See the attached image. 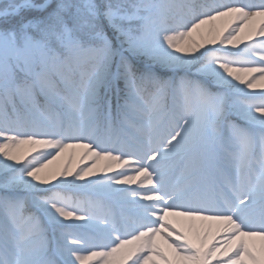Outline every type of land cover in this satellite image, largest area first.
Wrapping results in <instances>:
<instances>
[{"label": "snow or ice", "instance_id": "1", "mask_svg": "<svg viewBox=\"0 0 264 264\" xmlns=\"http://www.w3.org/2000/svg\"><path fill=\"white\" fill-rule=\"evenodd\" d=\"M0 264H264V0H0Z\"/></svg>", "mask_w": 264, "mask_h": 264}, {"label": "rangeland", "instance_id": "2", "mask_svg": "<svg viewBox=\"0 0 264 264\" xmlns=\"http://www.w3.org/2000/svg\"><path fill=\"white\" fill-rule=\"evenodd\" d=\"M256 38L259 39V37H256ZM250 91H260V89H255V90H250ZM77 153H78L77 156L75 157V159L72 160V163H71V166H72V168L74 170H78L79 167H83L84 166V164H81L80 163V153H81V150H77ZM69 156H70V153L65 154V156L61 157L60 160L56 161L50 167L52 169H61L62 170L65 166H68L69 165ZM85 164L90 165L91 164V161L90 160L85 161ZM118 170H122V169H118ZM98 174L99 175H104L102 169L99 171ZM109 174H111V173H109ZM130 187H135V185H132Z\"/></svg>", "mask_w": 264, "mask_h": 264}]
</instances>
